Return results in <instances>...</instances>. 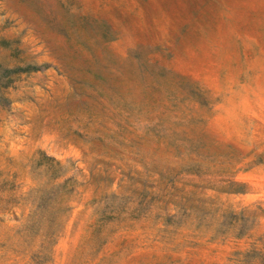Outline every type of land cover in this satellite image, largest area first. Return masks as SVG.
Listing matches in <instances>:
<instances>
[{"label":"rangeland","instance_id":"rangeland-1","mask_svg":"<svg viewBox=\"0 0 264 264\" xmlns=\"http://www.w3.org/2000/svg\"><path fill=\"white\" fill-rule=\"evenodd\" d=\"M0 264H264V0H0Z\"/></svg>","mask_w":264,"mask_h":264}]
</instances>
